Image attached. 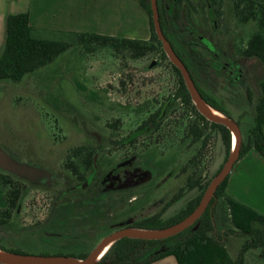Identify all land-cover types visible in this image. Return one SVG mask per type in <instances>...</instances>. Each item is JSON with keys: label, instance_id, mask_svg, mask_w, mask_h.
I'll return each mask as SVG.
<instances>
[{"label": "rangeland", "instance_id": "rangeland-1", "mask_svg": "<svg viewBox=\"0 0 264 264\" xmlns=\"http://www.w3.org/2000/svg\"><path fill=\"white\" fill-rule=\"evenodd\" d=\"M182 2L199 36L210 40L221 54L215 55L192 34L185 16L175 22L170 36L200 83L240 120L243 141L264 79V65L241 56L257 21L243 20L236 0H218L214 18L209 16L207 0ZM204 56L219 73L205 70ZM2 84L7 89L0 103L2 150L43 171L28 179L0 167V173L11 174L21 187L11 218L0 223V245L7 248L29 254H88L116 229L136 226L148 216L175 214L200 192L198 187L187 190L173 201L187 176L198 171L204 184L226 161L221 136L206 128L205 145L194 139L189 126L196 116L183 107L135 143L122 142L177 90L172 62L161 53L139 56L125 48L76 46L20 81L7 79ZM78 146L86 150L73 157L72 149ZM86 151H92L99 175L121 164L113 176L121 178V186L96 180L87 188L71 189L84 178L76 176L69 163L74 160L86 177L90 171L83 163ZM193 158L197 166L184 170ZM10 186L0 180V211L9 207ZM224 226L234 227L229 218ZM227 236L232 237L225 240L230 254H239L248 237L239 232ZM259 256L263 257L260 247L246 249L245 263L264 264Z\"/></svg>", "mask_w": 264, "mask_h": 264}, {"label": "trees", "instance_id": "trees-1", "mask_svg": "<svg viewBox=\"0 0 264 264\" xmlns=\"http://www.w3.org/2000/svg\"><path fill=\"white\" fill-rule=\"evenodd\" d=\"M209 2L214 7L218 0H209ZM141 4L149 15L151 28L149 39L119 38L95 32L47 30L32 26L28 12L9 14L6 18L5 43L0 52V80L9 79L13 82H18L26 74L53 62L61 53L75 46L88 48L92 44H98L101 46H112L116 51L125 48L139 56L158 52L161 53L163 58L167 59L168 56L163 49V44L155 31L151 1L141 0ZM158 6L162 29L176 52L189 68L204 99L215 108L233 118L229 110L217 97L200 83L199 79L192 72V68L185 56L170 36L171 32H174L171 29L175 26V22L185 16L188 25L192 29V34L200 40L199 34L193 25L190 10H184L182 0H158ZM190 6L192 5L190 4ZM236 9L238 15L243 20L248 21L253 19L257 21V30L251 35L247 46L241 51V56L245 59L256 58L264 65V0H236ZM212 11V15L215 16L216 9L214 8ZM244 11H248V13L244 14ZM203 59V67L206 71L209 69L211 73H219L217 69L214 70L215 64L211 63V60L209 63V59L207 61L205 56ZM172 66L178 76L177 90L165 98L161 105L154 112H151L137 128L132 130L122 142L135 143L138 138L146 135L153 129L161 128L165 119L183 107L193 112L196 116L195 123L189 126L190 133L194 136V139L203 140V144L205 145L207 142V138L204 137L206 128L215 130L224 142L227 160L232 149L233 137L231 130L222 123L207 119L197 109L180 70L173 63ZM220 72H222V69ZM213 77H225L228 80L230 76ZM259 87L260 95L254 106L253 114L249 116L251 117L252 126L248 137L241 143L239 159L251 148H255L264 157V79L259 82ZM237 121L241 126L240 120ZM201 122L203 125L201 124L200 126ZM85 150V146H78L72 149V155L73 157L80 156ZM86 154L87 156L84 157L83 163L86 168L93 169L94 160L90 157L92 151H86ZM69 165L75 174L85 178L84 174L80 175L79 168L74 160H71ZM193 165L197 166L195 158L191 159L183 169L187 170L190 166L193 167ZM229 177L230 174L219 185L215 196L204 213L190 227L164 239L120 238L111 245L98 264H149L168 255H174L179 264H244V252L246 249L252 247H260L264 257V214L227 193L226 189ZM13 179L14 177L11 174L0 173V180L5 184L11 185L8 194L9 207L0 211V223L8 222L20 198L21 187ZM211 180L212 178L202 184L198 171L190 173L187 176L185 186L179 189L173 201L183 197L187 190L198 187L200 192L196 197L188 201L184 207L168 218H163L159 214H156L143 218L137 222L136 226L142 228H163L181 221L198 206ZM220 198H224L228 205L229 219L234 226L233 229L227 230L225 228L223 231L218 230L215 220V203ZM235 232L248 237L236 259L231 257L225 243L227 235ZM0 247L15 252H22L18 249L7 248L2 245ZM87 255L82 254L77 257L83 258Z\"/></svg>", "mask_w": 264, "mask_h": 264}, {"label": "crops", "instance_id": "crops-1", "mask_svg": "<svg viewBox=\"0 0 264 264\" xmlns=\"http://www.w3.org/2000/svg\"><path fill=\"white\" fill-rule=\"evenodd\" d=\"M22 12H28L32 26L47 30L95 32L134 39H149L151 36L149 15L141 0H0V52L6 38L7 16ZM3 81L5 80H0V103L4 101L3 94L7 90L3 89ZM0 167L18 176L24 174L27 178L34 177L35 170L40 169L14 160L3 152L1 145ZM226 191L264 214V157L255 148H251L236 162L230 173ZM228 218V205L224 198H220L215 203V220L219 231L226 228L224 224ZM222 220L225 223L220 225ZM230 238L232 237L227 236L226 242ZM230 255L234 259L239 256L237 253ZM259 257L263 260L262 256ZM149 264L179 262L174 255H168Z\"/></svg>", "mask_w": 264, "mask_h": 264}, {"label": "water", "instance_id": "water-1", "mask_svg": "<svg viewBox=\"0 0 264 264\" xmlns=\"http://www.w3.org/2000/svg\"><path fill=\"white\" fill-rule=\"evenodd\" d=\"M150 1L156 34L161 40L163 44V49L166 52L167 56L169 57L171 62L180 70L197 109L204 116H206L207 119L214 122L222 123L231 130L233 137V146L227 160L225 161L224 165L219 170V172L212 178V180L208 184L198 206L187 217L175 224L163 228H142L136 226H125L116 229L110 234L106 235L97 244V246L90 253H88L86 257L83 258L65 254H29L23 252H15L0 247V249L5 252V254L0 255L1 264H98L100 259L103 257L102 256L98 259V256L102 252L104 247L110 242L113 244L120 238L131 237L139 239L156 240L176 235L185 230L186 228L190 227L200 218V216L209 206L212 198L215 196L216 190L219 185L231 173L232 169L234 168V165L239 160L242 143V128L239 122L236 119L225 114L224 112L223 113L226 117L215 116L210 112V110L208 109V105L211 104H209L202 96L194 81V78L191 75L189 68L179 56V54L176 52L172 43L167 38L162 29L158 0ZM234 136L236 139L235 144Z\"/></svg>", "mask_w": 264, "mask_h": 264}, {"label": "flooded vegetation", "instance_id": "flooded-vegetation-1", "mask_svg": "<svg viewBox=\"0 0 264 264\" xmlns=\"http://www.w3.org/2000/svg\"><path fill=\"white\" fill-rule=\"evenodd\" d=\"M182 4H183L184 10L186 11L187 9H185L183 2H182ZM207 4H208V13H209V16L211 18H214V16L212 15L211 12H213L212 9H214L215 6L212 7V5L210 4L209 0H207ZM187 6L188 5L186 4V8H187ZM199 38H200L199 41L202 42V44H204L210 51H213V52H215V55H219L220 56V54H221L220 53V50H217L216 47H215V45L210 40H208L204 36L203 37L199 36ZM227 63H225L223 65L224 66H227L228 65ZM236 66H239V63H237ZM120 166H121V164H118L117 166H115V167H113V168H111V169L103 172L102 175H99L98 164L96 163V160H94V168L93 169H90L88 175L84 178L83 183L81 185L76 186V187H73L71 189H83V188H87V187L91 186L96 180H99L101 184H108V185H112V186H117V185L118 186H121V183H122L121 182V178H119V179L118 178L117 179H113V176L118 175L119 170H120L119 169ZM123 167H124V165H123ZM37 173L39 175V173H42V171H40V170L35 171V174H37ZM75 175L78 176V177H80L78 174H75ZM127 177H129V175H127V176L125 175V180H127L126 179ZM29 178H31V177H29ZM32 178H34V177H32ZM125 180H124V182H125Z\"/></svg>", "mask_w": 264, "mask_h": 264}, {"label": "bare ground", "instance_id": "bare-ground-1", "mask_svg": "<svg viewBox=\"0 0 264 264\" xmlns=\"http://www.w3.org/2000/svg\"><path fill=\"white\" fill-rule=\"evenodd\" d=\"M208 109L215 116L226 117L223 112H221L220 110L216 109L215 107H213L211 105H208ZM235 142H236V139H235V136H234V144H235ZM111 244L112 243L110 242L104 247V249L102 250V252L98 256V259L101 258L107 252V250L110 248ZM3 254H5V252L0 249V255H3Z\"/></svg>", "mask_w": 264, "mask_h": 264}]
</instances>
